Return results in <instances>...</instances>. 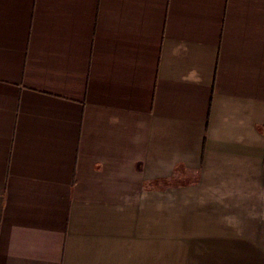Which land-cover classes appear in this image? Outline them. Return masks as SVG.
Listing matches in <instances>:
<instances>
[{
	"label": "crops",
	"instance_id": "1",
	"mask_svg": "<svg viewBox=\"0 0 264 264\" xmlns=\"http://www.w3.org/2000/svg\"><path fill=\"white\" fill-rule=\"evenodd\" d=\"M0 264H264V0H0Z\"/></svg>",
	"mask_w": 264,
	"mask_h": 264
}]
</instances>
